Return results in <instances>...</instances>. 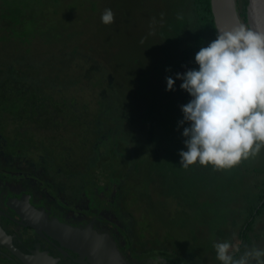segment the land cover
<instances>
[{
	"label": "rangeland",
	"instance_id": "1",
	"mask_svg": "<svg viewBox=\"0 0 264 264\" xmlns=\"http://www.w3.org/2000/svg\"><path fill=\"white\" fill-rule=\"evenodd\" d=\"M94 1L97 2V12L91 14L92 18L87 17L84 22H80V26L77 25L79 38L84 37L83 43L85 44L82 46H89L94 52L87 53V49H82L81 55L92 56L101 64L100 71H96L97 65L95 70H92L94 71L91 74L93 79L98 73L97 79L103 80L105 85L106 82L111 85L113 83L110 81L116 82L118 88L113 89L109 95H113L112 99L121 101L120 105L124 108L120 110L119 107L113 105L109 115L98 117L97 98L101 91L93 90L86 81L82 85H72L68 92L61 91L63 99H66L67 96L68 98L76 97L74 112L77 114L72 111L67 112V107L63 106L65 117H61L56 114L57 110H54L52 106L48 109L43 108L41 106L43 103L36 104L35 113L29 109V116L24 118L15 119L8 112H0V132L2 131L3 136L13 139L16 130L21 132L24 130L32 136L35 135L32 133L33 131L38 133L33 141L36 143L33 144V147L26 149L28 154L25 156L22 154L17 161L18 168L23 160L20 166L23 169H14V174H12V171H6L3 168L7 164L0 158V179L4 180V182H0L1 189L8 187L5 185L6 183H31L36 186L34 182L41 179L43 171L41 168L45 166L56 168L55 170L60 174L52 176L55 179L58 178L59 182L64 185L66 184V188H62L64 185H60L58 192L64 193L63 195L67 199L73 195L74 201L78 198L81 202L80 198L82 197L89 201H93L90 198L96 200L98 204L95 206L103 212L104 217L116 223L113 227V234L126 242L127 246H133V257H137L141 261L148 259V254L141 258L140 254L146 250L147 246L161 248L157 245L161 240L162 248H172L177 251L176 255L184 257H176L180 264L185 260H188L185 261V264H217L216 252L214 254L211 252V250L215 251L211 244L212 237L215 236L213 230L218 228L221 233L223 231L227 233L230 221L232 222L231 219L236 218L237 212L243 209L241 205L243 203L238 201L237 197L242 199L244 183L254 182L255 195L258 193L259 186L264 182V148L261 149L257 158L244 160L229 170L217 171L211 165L204 167L199 163L184 169L180 164L179 152L187 150L184 144L186 138L183 136V129L189 124L185 123L182 126L179 124V121L183 119L182 101L176 92L170 99L171 102L168 99L157 111L152 113L148 112L150 102L148 95L157 92L163 95L167 91L166 77L170 76V68L177 62L181 47H183L181 44L175 47L173 39L176 36L185 37L187 28L192 24L190 17H197L195 10L190 8V5L193 6V2L191 0ZM72 2L78 3V0H66L65 4ZM109 8L113 11L115 20L112 24L105 25L101 21V15L105 9ZM82 11L86 10L82 8L79 14ZM178 16H182L183 19H178ZM85 17L86 15L83 14L82 18ZM178 21L186 26V30L181 32H179L180 28L173 30ZM141 40L144 42L141 43ZM13 48L15 46L12 43L0 39V60L4 61V65L10 62L9 60L14 56L15 49ZM51 48L55 49L52 46ZM43 52H45L43 47L34 44L30 54L31 59L39 63L45 61L41 55ZM26 55L28 56L29 53ZM1 68L0 87L8 78ZM5 96L7 101L11 100L9 91L5 93ZM119 101L116 103L119 104ZM44 103L48 105V103ZM4 104L7 105L6 102ZM19 104L24 105L26 110L27 106H31L32 101H19ZM9 105L11 104L8 103ZM52 116L56 117V122L52 126L49 125L51 129L69 132L67 135L61 133L62 139L58 136L56 140L54 131L47 128L46 121L49 122V118ZM97 118H100L98 122ZM72 119L85 121L86 125H78ZM93 126L97 133L90 132ZM37 127L41 130L38 131ZM77 130L82 133L79 134V140L80 138L86 140L82 144L81 152H78V149L74 150L70 160L76 161V166H79V163L80 167L65 174L66 171L57 170L59 163L63 160L62 154L64 153L60 145H63L64 141H69L70 138L74 140L73 132H77ZM154 130L157 131V134ZM115 132L119 133L117 136L121 138L122 143L128 141V144L123 147L125 155L130 156L133 153L130 169L133 174L127 183L130 186L122 192L118 189L116 192V196L120 199L125 195H130V198H126V203L120 201L121 204L118 207L114 203L113 187L107 190L104 196L98 197L97 188L93 186L94 183L103 186L107 181V174H105L101 163L95 162L98 151L104 149L101 151H104V156H107L111 155L116 147L112 148L109 142L103 141L99 150L92 151L90 146L92 143L87 144L88 141H91V137L96 138L99 133L106 136L107 133L114 134ZM47 138L52 139L53 143L50 141L48 145L55 148L56 152H53L52 149H50L52 151L43 150L47 145L45 144ZM0 144H2L0 150H7L9 156L18 155L17 145H13L5 138L0 139ZM2 155L6 157L5 153ZM58 158L59 163L57 164L55 159L58 160ZM158 161L161 163L157 164ZM153 163L156 164V170H161L157 175L156 186H154L153 179L146 176V174L153 175L152 171H149V167ZM252 165V169L255 171L250 172ZM30 168L37 170L29 172ZM135 169L139 170L138 173L134 172ZM20 174H22L21 180L19 179ZM70 175L72 179L65 180V177ZM41 181L43 185H49L47 179H41ZM110 181L114 183L113 178H110ZM71 187H76L77 192ZM86 187L87 189H84ZM35 189H41V187ZM45 189L44 187L42 191L47 195ZM56 190L52 192L53 197L57 195ZM172 191L175 193V197L170 196L173 195ZM39 194L45 196L41 192ZM81 203H79L81 205H77L73 201L68 203L70 212L76 213L79 207L84 206V202ZM258 203V199L255 198V206ZM233 208H235V212H231L230 215L227 210ZM82 209L84 210L78 211V217H81L82 212L85 211L84 207ZM136 212H138L137 215ZM67 216L75 217L73 214H67ZM144 231L150 234L144 233ZM253 234L257 237L249 248L253 246L264 248V219L255 226ZM215 240L216 238L213 243ZM224 240H232L235 243L236 239L223 236L218 239V241ZM214 257L216 262H213Z\"/></svg>",
	"mask_w": 264,
	"mask_h": 264
},
{
	"label": "trees",
	"instance_id": "2",
	"mask_svg": "<svg viewBox=\"0 0 264 264\" xmlns=\"http://www.w3.org/2000/svg\"><path fill=\"white\" fill-rule=\"evenodd\" d=\"M65 1L66 0H0V39L2 41L12 43L15 46V48H13L15 49L14 56L11 60H9L10 62H7V64L4 65V61L0 60V67L3 68H1V70L7 74L6 77H8L4 80L5 82L0 87V112H8L15 119L24 118L29 116V109H31L32 113H35L36 104L43 103L44 105H41L43 108L48 109L52 106L54 110H57L56 114L58 116L65 117V110L63 106L67 107V112H74V104L77 102V99L76 97L68 98V96L65 97L66 99H63L61 98V91L65 92L66 90L68 92V89L72 85H82L86 81L89 85H91L93 90L101 91L97 98L99 106L97 109L98 117L109 115L110 110L113 109V105L115 107H119L120 110L124 108V106L120 105L121 101L118 99L114 100L112 99L113 95H109L113 89L116 90L118 88L116 82L110 81L113 83L112 85L106 82L105 85L103 80L97 79L99 75L98 73L95 74L96 78L93 79L91 74H93L94 71L92 70H95V66L97 65L96 71H100V67L102 66L92 56L81 55L83 53L82 49H87V53L94 51L89 46H82L85 44L83 43L84 37L79 38L77 34L79 32L77 25H79L80 22H84L87 17L92 18L91 14H95L97 12V2L94 0H78V3L72 2L65 4ZM191 2H193V6L190 5V8L194 9L197 15V17H190L192 24L189 25L187 30L186 26L180 24L179 21L176 23V27H173V30H178L180 28L179 32L182 30H186L187 32L185 37L176 36L175 39H173L175 47L179 44L183 46L181 47L182 50L178 55L177 62H175V64L170 68V76L173 77V79H175L176 73H184L189 69H198L199 66L195 63V54L201 47H206L208 43L214 40L217 34V27L215 25L211 8V0H191ZM235 2L242 21L245 25H247L246 9L248 0H235ZM82 8L86 11H82V14H79V11ZM83 14L86 15L84 19L82 18ZM34 44H38L44 48L45 52L41 55L45 61L39 63L31 59L30 54L33 50ZM51 46L55 47V49L51 48ZM27 53H29L28 56L26 55ZM51 54L52 57H50ZM34 58L35 57H33V59ZM17 79H19L18 82H16ZM181 83V80L176 79L174 90H167L163 95L158 92L155 94L150 92L151 94L148 95V99L150 100L148 112L153 113L157 111L159 107L163 105L164 102L166 103L168 99L170 100L176 92L179 95L182 104H187L192 97L185 90L181 89ZM8 91L11 94L10 101H7L5 96V93ZM24 100L32 101L31 106H27L26 110L24 109V105L19 104V101ZM116 101H119V104L116 103ZM4 102H6L7 105H5ZM44 102L48 103V105ZM169 102H171V100ZM8 103L11 105L8 106ZM114 113L117 114V112ZM49 119V122L46 121V123L48 124L47 128L51 129L49 125H54L53 123L56 122V117L52 116ZM97 119L96 120L98 122L100 118ZM72 120L76 121L78 125H86L85 121H80V119ZM96 126H98V124H96ZM37 130L39 131L41 128L38 129L37 127ZM51 130L54 131L53 134L56 135V140L58 136L62 139L61 133H64V135L69 133L68 131H63L61 129ZM81 130L83 129L81 128ZM92 131L97 133L95 126H93L90 132ZM154 132L157 134L156 130H154ZM32 133L35 135H29V133L24 130H22V132L16 130L13 136L15 138L10 139L3 136L4 134L2 131L0 132V139L5 138L13 145H17L19 149V152H17L18 155L13 156H9L7 154V150H0L1 160L7 164L3 167L6 171L13 172L15 171L14 169H23L20 167L23 160L19 164L18 168L17 161L21 158L22 154L23 156L28 154V152L26 153V149L28 147L31 148L33 147V144L36 143L33 141L38 133L36 131H33ZM73 134L75 137L73 138L74 140H71V138L69 140L73 143L64 141L65 145H60L61 150L64 151L61 163H59V158L58 160L55 159L57 164L59 163V169L57 170L62 169V171H66L65 174H67L68 171L70 172L71 170H76L80 167L79 163V166H76V161H72L70 159L75 152L74 150L78 149V152H81L83 147L82 144H84L86 140L85 138H80L79 140V134H82L80 130L73 132ZM118 134L119 133L117 132L114 134L107 133L105 136L104 134L99 133L96 138L91 137V141L87 142V144L92 143L90 145L92 151H96L97 149L99 150L100 144L103 141L109 142L112 145V148H114V146L116 147L113 149V153L111 155L104 156L105 152L101 151L104 149L99 150L97 153V160L95 162H100L105 174H107V181L103 186L98 183L93 184V186L97 188L96 194H98V197L103 194V189L106 191L109 190V186L113 188H121V192L124 189H128L130 186L127 183L129 182L130 176L133 174L130 170L132 166L131 156H133V153L130 156L125 155L123 147L128 144V141L122 143L121 138L117 136ZM47 139L48 140L45 142L47 145L43 148V150H53V152H56L57 150H55V148L48 145L52 139ZM152 140L154 141V139ZM2 144H0V147ZM3 153L6 154V157L2 155ZM154 163L149 167V171L151 170L153 175L149 176L146 174V176L151 177V179H153L152 181L155 183L154 186H156L157 175L160 174L161 170H156V164ZM160 163V161L157 162V164ZM117 167L119 168L116 169ZM252 168L253 165L251 166L250 172L255 171ZM41 169H43V171L40 177L45 180L47 179L49 181L48 184L50 185V188L52 190L57 189V195H61L65 198V195H63L64 193H60L61 191L58 192L60 185L64 184L59 182L58 178H54L60 174L55 170L56 168L45 166ZM35 170L37 169L30 168L29 172H36ZM138 171V169H135L134 172L138 173ZM70 177L72 176L70 175L69 177H65V180L68 178L69 181L72 179ZM110 178H113L114 183L110 181ZM65 185L62 188H64ZM243 191L242 199H240L239 196L237 197L238 201L240 200L243 203L241 204L243 209L240 210V212H237L238 210L236 211L237 217L231 219L232 222L230 221V227L227 229V233L224 231L221 233L220 229L214 228L213 231L215 236L212 237L213 239L211 240L213 247V240L215 238V242H217L218 239H221L222 236L229 239H236L235 242L240 243V251L237 253V257L244 252L243 248L245 245L248 247L252 245L253 240L257 237L253 234L255 226L260 224L261 220L264 219V182L259 186V191L256 195L254 182L249 181L248 184L244 183ZM75 192L77 191L75 190ZM170 196L175 197V193L173 192V195ZM126 198H130V195H125L122 198L123 203L127 202ZM255 198H257L259 202L257 206H255ZM113 199L116 207H118V205L121 204L120 198L116 197ZM79 210L84 209L79 208L78 211ZM229 210L227 211L230 215L231 212H235V208ZM78 211L75 215H77ZM221 212H223L222 209ZM137 214L138 212H136V215ZM129 219L131 221L130 217ZM211 252L212 254L215 253L214 250H211ZM180 256L184 258L182 255ZM213 262H216L215 257L213 258ZM217 264H221V262L217 260Z\"/></svg>",
	"mask_w": 264,
	"mask_h": 264
},
{
	"label": "clouds",
	"instance_id": "3",
	"mask_svg": "<svg viewBox=\"0 0 264 264\" xmlns=\"http://www.w3.org/2000/svg\"><path fill=\"white\" fill-rule=\"evenodd\" d=\"M114 20L113 11L105 9L102 23ZM216 31V38L195 54L198 69L166 77L168 91L179 79L181 89L192 97L181 106L179 121L181 126L189 124L183 129L187 150L179 152L184 169L199 163L229 170L257 158L264 148V33L244 24ZM117 189L121 192L114 188L113 198ZM213 247L221 264H264V248L245 245L237 257L239 242L218 241Z\"/></svg>",
	"mask_w": 264,
	"mask_h": 264
},
{
	"label": "flooded vegetation",
	"instance_id": "4",
	"mask_svg": "<svg viewBox=\"0 0 264 264\" xmlns=\"http://www.w3.org/2000/svg\"><path fill=\"white\" fill-rule=\"evenodd\" d=\"M21 177L22 174H20V180ZM41 179L34 182L36 186L31 183H6L5 185L8 186L6 189H1L0 186V228L10 238L12 246L20 255L37 260H32L34 264H51L47 260L49 257L57 264H92L91 257L97 258L96 256L102 255L94 245L90 246L89 250L92 252H89L78 243L75 244L73 239L75 236H72L74 232L81 233L86 239L108 235L115 241L122 259L129 264H180L176 257H182L176 255L177 251L172 248H162L161 240L157 245L161 247L160 250L164 251L161 252L157 247L147 246L146 250L140 254V258L148 254V259L141 261L133 257V246H127L126 242L113 234V227L116 223L104 217L103 212L95 206L98 204L96 200L90 198L93 201H89L85 197L80 198L84 206L79 208L84 207L85 211L82 212L81 217H78L75 213H71L73 211L70 212L68 203L73 201L81 205L79 199L76 198L74 201L72 196L67 199L61 195L53 197L50 185H43ZM0 182L4 180L0 179ZM36 187H41V189H35ZM44 187L47 195L42 191ZM71 188L76 190V187ZM104 192L101 196H104ZM67 214H73L75 217H69ZM64 228H67L70 233H67ZM144 233L149 232L144 231ZM46 256L49 257L44 260ZM122 259L120 263H123ZM185 261L182 264H185ZM0 264L27 263L2 244L0 245Z\"/></svg>",
	"mask_w": 264,
	"mask_h": 264
},
{
	"label": "water",
	"instance_id": "5",
	"mask_svg": "<svg viewBox=\"0 0 264 264\" xmlns=\"http://www.w3.org/2000/svg\"><path fill=\"white\" fill-rule=\"evenodd\" d=\"M211 8L217 30H231L232 28L244 24L237 10L235 0H211ZM246 17L248 27L257 32L264 33V0H248ZM64 229L67 233H70L67 228ZM74 233L75 234H72V236H75H73L75 244L78 243L83 247V249L86 251L88 250L89 252L91 251L89 250L91 249L90 246L94 245V247H96L97 250L99 249L100 253L102 254L100 256H96L97 258L91 257L92 264H129L122 259V256H120L121 254L116 247L115 241L108 235L97 238L90 237L86 239L83 237V235H81V233ZM2 244L20 256L25 263L34 264L32 261L34 260L33 258L24 257L15 250L11 244L10 238H8L4 230L0 228V245ZM47 257L49 256H46L43 259L45 260ZM121 259L123 260V263H120L122 262ZM47 260L51 262V264H57V262L50 257Z\"/></svg>",
	"mask_w": 264,
	"mask_h": 264
}]
</instances>
